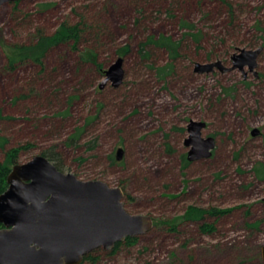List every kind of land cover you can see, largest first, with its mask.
I'll list each match as a JSON object with an SVG mask.
<instances>
[{
  "label": "rangeland",
  "instance_id": "obj_1",
  "mask_svg": "<svg viewBox=\"0 0 264 264\" xmlns=\"http://www.w3.org/2000/svg\"><path fill=\"white\" fill-rule=\"evenodd\" d=\"M173 2L21 0L0 7L5 150L31 143L18 163L53 154L60 171L121 188L128 213L159 221L136 244H122L112 254L99 248L98 260L83 264H263L264 172L259 176L255 169L264 167V0H181L169 10ZM86 10L103 30L102 69L123 58L119 86L108 81L99 88L104 71L79 58L82 46L97 44L87 40L77 49L70 42L53 46L43 67L31 62L7 67L8 46L35 41L38 30L52 33L64 21L77 22ZM182 22L194 24L192 32L200 37L186 35ZM150 36L179 42V54L171 58L164 47L150 44L143 56L140 43ZM125 45L128 52L116 53ZM259 46L257 75L247 66L245 77L239 69L194 70L196 63L218 60L231 66L232 54ZM169 63L170 71L159 74ZM23 93L27 104L19 98ZM72 95L70 106L64 105ZM62 107L69 108L67 115L57 113ZM190 120L205 122L202 135L215 138L210 157L187 160ZM81 126L78 142L68 145V136ZM253 129L259 132L252 135ZM3 158L0 149V162ZM190 206L229 212L177 222L174 230L165 224ZM204 223L214 229L203 231Z\"/></svg>",
  "mask_w": 264,
  "mask_h": 264
},
{
  "label": "water",
  "instance_id": "obj_2",
  "mask_svg": "<svg viewBox=\"0 0 264 264\" xmlns=\"http://www.w3.org/2000/svg\"><path fill=\"white\" fill-rule=\"evenodd\" d=\"M0 0V7L8 2ZM256 49H239L231 56V66L220 60L196 63V72H221L244 67L257 75ZM123 58L119 56L105 71L99 85L108 81L114 87L124 78ZM205 122L190 120L186 158H208L215 147L213 136L202 135ZM258 129L251 131L256 135ZM123 149H117V160ZM7 188L0 193V264H81L93 250L114 249L128 237H137L153 227L147 215L128 213L122 203L123 191L100 180L84 181L73 173L60 171L48 158L35 155L14 164L6 177ZM264 264V245L261 248Z\"/></svg>",
  "mask_w": 264,
  "mask_h": 264
},
{
  "label": "trees",
  "instance_id": "obj_3",
  "mask_svg": "<svg viewBox=\"0 0 264 264\" xmlns=\"http://www.w3.org/2000/svg\"><path fill=\"white\" fill-rule=\"evenodd\" d=\"M19 1L15 2L16 5ZM181 0H174L172 4V8L169 10H174L175 6L177 4H180ZM226 6L228 7V10H230V13H233V4L231 2L226 1ZM141 5V4H140ZM44 7V5H42ZM141 12L144 11L143 6H140ZM94 12H91V10H86L85 13H82L80 15V18L77 22H68L64 21L60 23L57 28L52 33H45L41 30H38L36 35V40L30 43H15L13 45L8 46L7 48V67L10 69H14L16 64L26 62H31L36 65H43V59L47 52L53 47L57 46L61 43H67L70 42L71 46L75 49L78 48L79 44L85 43V40H87V43H93L96 44L92 46H82L81 49H79V58L82 62H90L94 64L98 70L103 72L101 63L98 61V44L100 43V40L102 38V32L101 26H98L97 24H94L95 19ZM93 23V24H92ZM99 27V28H98ZM182 28L187 29L185 32L186 35H191L195 39H198L200 37V33H194L192 32L196 27L194 24L184 23L181 24ZM153 44L155 46L164 47L170 54L171 58L176 57L178 53L179 48V42H175L170 38L167 37H160V38H153L150 36L146 41L140 43V51L143 54V56H148V50L147 45ZM129 45L123 46V48L116 49V53L119 55H122L123 53L128 52ZM43 67V66H42ZM172 67V64L169 63L166 66L158 68V73L161 75H165L167 71H170ZM36 89L40 90V85L37 83L34 84ZM21 97L22 101H25L26 104L30 102L29 96L26 93H23L19 98ZM74 95L67 98V101L64 103V105L70 106L72 100L74 99ZM25 105V104H23ZM26 107V106H25ZM69 108L62 107L61 110H58V114L61 116L68 114ZM1 117V112H0ZM90 118H88L89 120ZM85 127L81 126L75 130L74 133H72L67 138V144L71 145L72 143L78 142V139L81 137V134L83 132ZM8 142V138L2 134H0V149L4 151V158L3 161L0 162V193L3 192L7 188V182L6 177L9 173L11 167L18 163L19 154L23 150H27L31 147V143H24V144H17L15 146H12L5 150V146ZM41 155L48 158L59 170L60 167L57 165V163H54V159H52L53 154H47L46 152L40 153ZM54 157V156H53ZM56 159V158H55ZM57 160V159H56ZM257 175H261V173L264 172V167H257L255 169ZM229 212L218 210L216 208H211L208 210H205L203 208L190 206L187 211L185 212V215L180 217H175L172 221H165V224H169L172 226L171 228L175 229V224L177 222H182L188 219L194 220L195 218L202 217L205 213L211 214V215H220L223 213ZM154 223V222H153ZM159 223V221H156L154 225ZM1 226V224H0ZM201 229L203 231H212L214 229L213 224L211 223H204L201 226ZM138 241V237H128L124 242L117 243L114 249H112L109 253H114L122 244L132 246L136 244ZM99 249V248H98ZM97 249L93 250L91 253H89L87 256L84 257L81 264H83L86 261L89 262H96L98 260V256L96 255Z\"/></svg>",
  "mask_w": 264,
  "mask_h": 264
},
{
  "label": "flooded vegetation",
  "instance_id": "obj_4",
  "mask_svg": "<svg viewBox=\"0 0 264 264\" xmlns=\"http://www.w3.org/2000/svg\"><path fill=\"white\" fill-rule=\"evenodd\" d=\"M186 146V145H185ZM187 155V154H186ZM1 227V226H0Z\"/></svg>",
  "mask_w": 264,
  "mask_h": 264
}]
</instances>
